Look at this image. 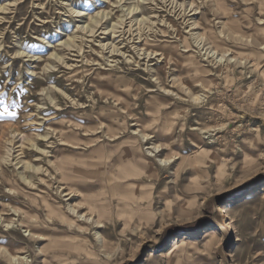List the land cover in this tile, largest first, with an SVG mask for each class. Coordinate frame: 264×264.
Masks as SVG:
<instances>
[{
  "label": "rangeland",
  "instance_id": "374dc122",
  "mask_svg": "<svg viewBox=\"0 0 264 264\" xmlns=\"http://www.w3.org/2000/svg\"><path fill=\"white\" fill-rule=\"evenodd\" d=\"M173 1L144 2L154 30L139 36L124 14L133 0H0V160L13 141L14 156L50 172L34 177L30 200L0 182V264H264V77L229 62L258 60L261 71L264 0ZM71 10L110 12L118 37L81 30L87 19ZM147 41L174 58L140 57ZM110 43L125 56L101 47ZM115 69L112 85L97 77ZM198 131L215 138L201 152ZM24 136L55 165L20 152ZM155 147L169 161L152 159L159 180L127 176L131 157ZM68 206L102 227L76 229ZM13 208L38 218L34 236Z\"/></svg>",
  "mask_w": 264,
  "mask_h": 264
},
{
  "label": "bare ground",
  "instance_id": "6f19581e",
  "mask_svg": "<svg viewBox=\"0 0 264 264\" xmlns=\"http://www.w3.org/2000/svg\"><path fill=\"white\" fill-rule=\"evenodd\" d=\"M122 1L123 0H117L116 4L122 3ZM145 1H149V0H133V2L130 3L126 7V9L124 10L125 17L129 18L130 23H131V25H130L131 27H130L129 31L130 32L134 31L139 36H142V34H144L145 31L150 32V31L154 30L153 27L151 26V23L148 21V17L145 15V11H144L145 8H143V6H145L144 5ZM168 1H170V0H168ZM174 1H173V3H174ZM163 2H165V1H163ZM0 9L6 10V5L0 4ZM72 12H73V15L75 14L77 17H79L81 19H84V20L87 19L84 22L83 26H81V27L77 26V27L80 28L81 30H87V32L90 33L91 35H93V34L96 35L99 30H102V31H105V34L112 35L113 39H114V38H117L118 37L117 34L120 33V27H119L120 25H118L115 22H113V23L111 22L112 20L110 18L111 17L110 12L102 11V12L96 13L94 16L91 14H87L84 10H76V11H72ZM106 20H108L107 22H108L109 26L105 29L102 26H103V24H105L104 21H106ZM123 21L124 20L122 19L120 22H123ZM111 23H112V25H111ZM121 25L123 26V24H121ZM246 41L253 43V41H251L250 39H246ZM161 46L157 45V44L153 46V44H151L150 42L147 41V43H145L142 46V48L139 49L138 54L140 53L139 54L140 57L144 56L147 59H150L152 57L156 58V56H161L163 60L173 59L174 58L173 55L176 54L175 53L176 51H171L170 54H166L165 53L166 47L165 46L161 47ZM101 47H103L104 49L105 48L110 49L108 51V53L110 55L118 56V55L122 54L120 49L118 47H116L115 45H112L111 43L107 44V45L105 44ZM258 50L264 52V45H262V48L258 49ZM263 52L260 53L262 56H264ZM20 53L22 55L24 54V52H20ZM54 55H56L55 52L52 53L51 56H54ZM231 55H233V53H231ZM122 56H125V54H122ZM127 61H130V60H127ZM109 62H110V60H109ZM229 62H230V64H233L234 67L235 66H244L245 69H250L253 72H258V73H260V76L264 77V71H262L264 65L261 68V71H262L261 72L259 70V68H260V65L262 66L263 63L259 62L258 60L250 61L248 59H239V58H235L234 56H232L229 59ZM109 67H111V69L114 68V66H109ZM108 71H111V70H106V72L100 73L99 76L97 75V77L101 78V80H103L102 83L112 85L113 84V77L119 76V74L116 71V69L112 73H108ZM93 82H95V81H93ZM203 134L198 131L197 134L193 135V139L197 144V151L198 152L205 151L206 142L210 143V142H213V140L215 139L212 136H209L206 138V136H204ZM25 137L26 136H24L23 141L20 143V146H19L20 152L23 153L26 148H29L31 150V153H39L42 156L49 159V164L51 166L55 165V163L51 161V158L54 159V157L52 156L53 155L52 152L48 151L46 148L41 147L38 143L34 142L31 138H28V137L25 138ZM39 137L42 139H48V135H45V136L39 135ZM60 138H61V143L63 145H70V146H74V147H77L76 145H78L77 143L73 142L72 140L66 141L62 137H60ZM142 139H143V141H147L149 138H148V136L146 137V135H145V136H142ZM252 143H253L252 139L249 136H246L245 139H243L240 142V147H241L242 151L249 152L251 149ZM11 144L12 145L9 148H7V154L2 158V160H0V164L2 166V167L0 166L1 167L0 168V177H1L0 182L8 185V190H9V192H11V195H15V196L18 195L19 197H25V199L30 200V197H31L30 191L36 190L35 188L38 186V185H36L34 177L39 175L38 173H41L40 176L43 175L45 178H47V175H49L50 172L48 169H44V168L37 166L36 164L31 163L29 161L22 160L19 155L14 156L16 151H17V148H15L16 143H13V141H12ZM256 144H258V142H255L253 145L256 146ZM221 148H223V147L221 146ZM164 150H166V147H165V149H163V151ZM217 150H219L218 147H217ZM161 151L162 150H159V148L155 147V148H153L152 152H149L146 155H143L139 152L137 157L132 156L131 161L128 164V166H125L126 172L128 174L127 176H129V175L131 176L133 174V175H136L135 177H137V178L146 177L147 180H149V181L154 180L156 183L159 180V173L155 168L154 161L161 167L166 166V164L169 163V161L159 158L160 157L159 153ZM4 165L11 167V168L12 167L14 168L15 172H12V173L14 174L13 175V177H14L13 182L16 184L15 186L10 185V180L8 181V178H7L8 175L6 173V169L3 167ZM39 180L42 184H46L47 188H49L45 179L40 177ZM154 185L155 184H152L150 187L153 188ZM41 194H45V193L41 192ZM66 196H68V195H66ZM41 198H42V202L44 204H47L46 206L49 205L48 207H50V203L48 200L49 198L46 195H41ZM250 198H248L247 200L249 201ZM68 207H69L68 212H67L68 215L65 216L64 220L66 222L70 221L71 222L70 224L73 225L76 229H78L80 231L81 230L87 231L88 228H93V227L101 228L102 227L101 219L98 217L94 218L92 216L93 215L92 210H89L85 214H82L79 212L80 208H76L74 206H68ZM13 210H14V213L16 215H19L20 218H22V215H25V214L26 215L24 217L28 218V213L26 212L24 214V211L22 209L17 210V209L13 208ZM224 214L230 215L231 213L228 211H224ZM29 218H31L33 221L38 219L37 217H29ZM31 219H29L28 222L22 221L20 225L26 230V233H28V236L32 237L35 235L37 226L34 223H32ZM230 224H231V222H230ZM215 236H216V234L214 232L207 233L205 235L206 238H210V237L215 238ZM185 246H186V243L183 241L175 243L173 245V247L169 250L168 254L169 255L175 254L176 252H178L179 250H181ZM10 258H11V260H13L15 262L20 261V258L13 256V254H10Z\"/></svg>",
  "mask_w": 264,
  "mask_h": 264
}]
</instances>
